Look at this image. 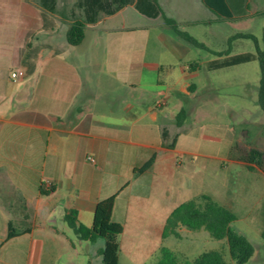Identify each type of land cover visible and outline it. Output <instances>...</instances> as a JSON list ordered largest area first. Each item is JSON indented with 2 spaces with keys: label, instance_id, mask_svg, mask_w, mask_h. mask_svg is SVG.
<instances>
[{
  "label": "crops",
  "instance_id": "0c3cea01",
  "mask_svg": "<svg viewBox=\"0 0 264 264\" xmlns=\"http://www.w3.org/2000/svg\"><path fill=\"white\" fill-rule=\"evenodd\" d=\"M60 1L66 15L76 0ZM260 1L222 0L230 21L199 0H157L166 17L204 46L198 49L174 38L161 17L148 18L133 5L100 15L72 47L65 38L67 19L59 21L61 28L55 15L42 20L35 1L0 0V264H86L81 256L101 262L103 241L71 238L64 222L68 210L87 228L96 215L121 227L118 264L121 257L129 264L154 257L170 238L163 232L172 211L201 195L190 196L185 187L183 158L197 152L193 143L190 149L181 146L185 125L177 127L166 111L168 93L191 105L215 102V96L213 85L203 94L193 84L172 89L158 77L145 85V69L162 70L144 58L151 47L148 34L158 31L161 47L178 61L198 57L200 68L188 69L193 77L214 60L195 50L215 59L216 52L246 53L234 52L244 39L237 35L247 33L237 27L262 14ZM184 2L188 6L181 7ZM135 18L145 20L142 42L135 41ZM30 50L35 69L26 75ZM17 70L25 77L13 82ZM163 128L177 136L171 149L162 146ZM153 154L152 167L134 176ZM8 225L23 233L5 241Z\"/></svg>",
  "mask_w": 264,
  "mask_h": 264
},
{
  "label": "rangeland",
  "instance_id": "374dc122",
  "mask_svg": "<svg viewBox=\"0 0 264 264\" xmlns=\"http://www.w3.org/2000/svg\"><path fill=\"white\" fill-rule=\"evenodd\" d=\"M60 3L63 2H59L61 9ZM257 4L262 14L247 19L237 28L252 34L261 48L264 39V0ZM186 6L188 3H181V7ZM65 13L68 15L67 11ZM57 19L58 26L64 27L59 22L62 21L61 18L57 16ZM115 23L120 24V19ZM131 24L136 27L135 41L142 42L143 35L139 28L145 24V20L131 19ZM157 35L158 31L148 34L147 42L151 47L144 58L152 63H159L162 70L156 69L152 74L149 69H145V85L149 86L158 77L166 86L175 90L186 84H193L203 94L209 85L214 86L212 94L215 102L201 99L197 105H191L186 99L175 98L168 93L166 111L171 114V118H175L181 109L187 112L185 126L180 132L181 146L190 149L193 143L192 150L197 152L192 158H183L185 187L191 192L190 196L204 194L227 206L236 217L230 225L231 229L244 236L254 248V255L247 264H264V240L261 238L264 174L259 170H247L237 160H229V150L236 144L239 154L250 148L264 152V115L257 103L259 64L252 62L209 73L198 70L193 77H189V65L197 63L198 57L190 54L182 61L174 59L161 47ZM218 44L219 42H215L216 50H219ZM237 50L234 52L254 53L255 45L251 40L242 39ZM195 51L201 58L215 59L204 51ZM204 96L205 94L202 98ZM167 124L170 126L171 123ZM179 233V238L170 237L164 246L175 252L180 260L193 261L203 253L218 250L228 264H235L229 257L225 240H214L203 230L193 232L180 228ZM70 236L75 238L71 231ZM81 257L83 263L89 260L88 257ZM92 260L94 264H102ZM154 260L151 259L146 264H151ZM120 264L129 263L121 257Z\"/></svg>",
  "mask_w": 264,
  "mask_h": 264
},
{
  "label": "trees",
  "instance_id": "16d2710c",
  "mask_svg": "<svg viewBox=\"0 0 264 264\" xmlns=\"http://www.w3.org/2000/svg\"><path fill=\"white\" fill-rule=\"evenodd\" d=\"M32 1H35L40 7V15L43 21H45L47 14L56 15L62 20L67 19L69 21L65 38L67 44L72 47L81 44L84 38L86 25L96 23L100 15L111 16L125 6L133 5L135 10L141 15L151 19L161 17L174 38L193 48L204 49V46L194 37L182 30L174 20L163 14L157 0H76L68 15H65L59 8L60 0ZM199 1L217 17L224 20H232L222 0ZM237 37L251 40L255 45V52H246L237 55H230L227 51L216 52L214 55L217 58L207 62L202 68L209 73L258 62L260 79L257 88V103L264 115V39L263 45L260 48L257 40L252 34H238ZM31 53L32 51L30 50L25 56L27 65L26 75L32 74L35 69V63L31 61ZM198 68H200V65L196 62L189 65L190 70ZM158 70L161 71V68ZM186 119L187 112L181 109L174 118L176 126L181 127ZM170 138L168 131L163 128L161 130L163 147L171 149L175 146L177 136ZM155 157L156 155L153 154L141 167L134 169L133 175L139 176L148 171L152 167ZM229 160H237L242 163L247 170H259L264 174V152L259 149L250 148L239 154V147L236 144L230 149ZM40 194L45 195L47 192L40 187ZM262 219L263 227L261 238L264 240V203L262 207ZM235 220V215L227 206L215 202L210 196L201 194L183 202L172 211L166 221L163 238H179L180 228L193 232L203 230L214 240L226 241L229 257L235 264H247L254 255V248L244 236L231 229L230 225ZM64 222L66 227L79 241L88 242L90 244H94L97 240L103 241V247L97 251L102 264H118L117 238L121 232L120 226L115 224L107 225L102 217L96 215L92 227L87 228L78 221L77 212L75 210H68L65 213ZM22 233L23 232L14 230L11 225H8L5 241L19 236ZM152 259L155 260L151 264H228L224 260L222 252L218 250L203 253L193 261H188L180 260L175 252L165 246L160 247ZM87 264L92 263L88 260Z\"/></svg>",
  "mask_w": 264,
  "mask_h": 264
},
{
  "label": "built area",
  "instance_id": "2783aa9c",
  "mask_svg": "<svg viewBox=\"0 0 264 264\" xmlns=\"http://www.w3.org/2000/svg\"><path fill=\"white\" fill-rule=\"evenodd\" d=\"M10 76L13 82H16L25 77V72L22 70L13 71Z\"/></svg>",
  "mask_w": 264,
  "mask_h": 264
}]
</instances>
